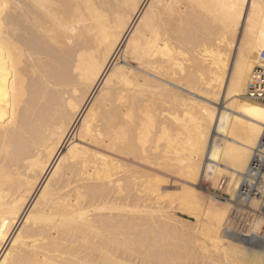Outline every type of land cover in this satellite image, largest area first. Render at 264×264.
Returning <instances> with one entry per match:
<instances>
[{
    "label": "bare ground",
    "instance_id": "6f19581e",
    "mask_svg": "<svg viewBox=\"0 0 264 264\" xmlns=\"http://www.w3.org/2000/svg\"><path fill=\"white\" fill-rule=\"evenodd\" d=\"M264 0H0V264H264Z\"/></svg>",
    "mask_w": 264,
    "mask_h": 264
},
{
    "label": "built area",
    "instance_id": "2783aa9c",
    "mask_svg": "<svg viewBox=\"0 0 264 264\" xmlns=\"http://www.w3.org/2000/svg\"><path fill=\"white\" fill-rule=\"evenodd\" d=\"M244 96L252 102L264 104V50L259 52L258 63L249 73Z\"/></svg>",
    "mask_w": 264,
    "mask_h": 264
}]
</instances>
